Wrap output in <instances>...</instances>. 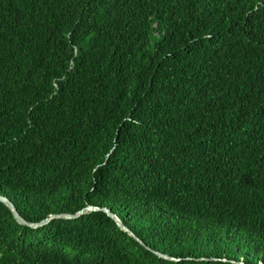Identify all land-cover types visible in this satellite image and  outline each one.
I'll return each mask as SVG.
<instances>
[{
    "label": "trees",
    "instance_id": "1",
    "mask_svg": "<svg viewBox=\"0 0 264 264\" xmlns=\"http://www.w3.org/2000/svg\"><path fill=\"white\" fill-rule=\"evenodd\" d=\"M0 195L143 242L0 201V264H264V0H0Z\"/></svg>",
    "mask_w": 264,
    "mask_h": 264
},
{
    "label": "water",
    "instance_id": "2",
    "mask_svg": "<svg viewBox=\"0 0 264 264\" xmlns=\"http://www.w3.org/2000/svg\"><path fill=\"white\" fill-rule=\"evenodd\" d=\"M0 201H2L3 203H5L10 211L12 212L14 218L17 220L18 223L20 224H24V225H27L29 227H32V228H36V227H39L41 225H44L46 223H48L50 220L52 219H55V218H65V219H71V218H75V217H78L80 216L81 214H83L84 212H87V211H92V210H99V209H102L104 211H106L113 219L114 221L117 223V225L127 231L131 236H133L136 240H138L140 243H143L128 227H126L119 219L117 216H115L113 213H111L107 208H100V207H97V206H92V205H88L82 209H80L79 211H77L76 213L74 214H69V213H58V214H50L48 215L46 218L42 219L41 221L39 222H30V221H27L25 220L16 210L15 206L13 205V203L6 197V196H3V195H0ZM156 254H158L159 256H162V257H165V258H170V259H173L171 257H169L168 255L166 254H162L160 252H156ZM241 264V263H240Z\"/></svg>",
    "mask_w": 264,
    "mask_h": 264
}]
</instances>
